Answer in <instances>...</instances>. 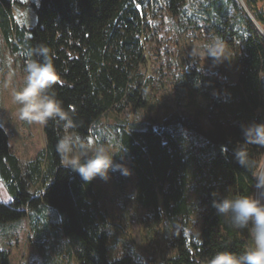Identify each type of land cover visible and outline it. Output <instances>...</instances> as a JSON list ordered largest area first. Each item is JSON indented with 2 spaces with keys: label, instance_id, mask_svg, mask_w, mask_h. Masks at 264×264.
I'll return each mask as SVG.
<instances>
[{
  "label": "trees",
  "instance_id": "1",
  "mask_svg": "<svg viewBox=\"0 0 264 264\" xmlns=\"http://www.w3.org/2000/svg\"><path fill=\"white\" fill-rule=\"evenodd\" d=\"M243 3L264 32V0ZM11 5L0 0L2 37L11 53L26 58L37 45L49 50L62 85L52 92L75 125L68 134L79 141L95 133L109 111H146L163 84L181 96L164 118L148 119L142 129L118 125L114 130L115 141L130 156L136 203L151 220L181 228L174 253L161 262L110 257L109 228L94 200L95 179L85 184L61 167L55 145L65 132L53 121L43 126L45 150L24 168L0 125V182L11 199L9 205L0 203V228L28 218L38 243L51 232L44 214L51 208L77 264H208L218 252L248 250V230L233 228L212 207L224 198L254 196V175L264 156V148L243 145L242 139L243 127L264 124V40L240 2L40 0L36 25L29 30L16 26ZM164 18L181 33L202 29L222 41L225 60L214 62L205 52V62L183 61L179 68L159 59L156 78H145L139 72L143 38L150 31L158 36L156 26ZM238 147L252 167L237 164ZM42 180L46 187L33 197L30 188ZM190 217L197 219V234H185ZM0 264H10L1 248Z\"/></svg>",
  "mask_w": 264,
  "mask_h": 264
},
{
  "label": "rangeland",
  "instance_id": "2",
  "mask_svg": "<svg viewBox=\"0 0 264 264\" xmlns=\"http://www.w3.org/2000/svg\"><path fill=\"white\" fill-rule=\"evenodd\" d=\"M10 1L16 26L32 29L37 22L36 8L40 0ZM156 29L159 32L158 36L150 31L143 38L145 59L139 72L145 78H156L159 59L163 62L167 58L171 64L177 62L179 68L183 61L191 64L205 62L204 45L212 41V37L206 31L201 29L181 33L165 18L159 20ZM27 59L21 52L11 53L0 32V125L7 134L9 148L23 168L46 148L43 126L28 125L19 121L18 106L11 98L12 91L19 90L24 85ZM179 68L172 65L173 71H178ZM163 86L165 88L153 92V101L146 111L133 108L122 114L109 111L96 123L95 133L82 143L85 150L89 146L104 147L109 155L113 156V163H119L129 173L125 177L120 172L109 171L107 182L95 179L94 200L98 212L109 228L112 258L127 255L135 261L150 260L152 263H158L174 253L173 242L181 226L172 227L165 219L151 220L136 203V177L130 169V156L114 139V130L118 125L142 129L148 119L164 118L174 106L176 107L177 98L181 96L174 95L172 87H167L166 84ZM190 106L192 105L186 107ZM82 145L78 144L74 151V156L78 159H84L88 154L85 150H80ZM47 183L48 181L42 180L30 188L33 197L41 193ZM0 203L5 205L11 203L1 182ZM44 214L52 229L47 237L38 243L35 241L28 218L5 224L0 228V248L9 253L10 264H77L66 237L59 230L56 212L49 208ZM40 225H43V219ZM198 230L196 217H190L186 222L185 234H197Z\"/></svg>",
  "mask_w": 264,
  "mask_h": 264
},
{
  "label": "clouds",
  "instance_id": "3",
  "mask_svg": "<svg viewBox=\"0 0 264 264\" xmlns=\"http://www.w3.org/2000/svg\"><path fill=\"white\" fill-rule=\"evenodd\" d=\"M204 50L207 58L214 62L225 60V45L218 39L205 44ZM25 73L23 87L11 93L12 102L18 106L17 118L28 125L46 126L49 121H53L58 127L62 126L65 135L59 137L55 145L61 167L70 169L85 184L96 178L107 182L109 171L120 172L127 177V169L114 164L113 156L102 146H89L86 150L81 148L88 153L83 162L74 156L77 145L83 142L68 134L75 125L52 92L55 86L62 85L49 50L44 45H37L30 50ZM242 139L243 145L264 148V124L243 127ZM221 151L224 153L227 149L222 148ZM234 157L240 167H252L241 147L234 150ZM254 180L255 196L224 198L212 204L217 215L225 217L233 228L248 230L252 246L241 255L228 251L218 252L208 264H264V171L257 172Z\"/></svg>",
  "mask_w": 264,
  "mask_h": 264
},
{
  "label": "water",
  "instance_id": "4",
  "mask_svg": "<svg viewBox=\"0 0 264 264\" xmlns=\"http://www.w3.org/2000/svg\"><path fill=\"white\" fill-rule=\"evenodd\" d=\"M238 1L240 2L242 8L244 9V11L246 12V14H247L248 17L250 18V20H251V22H252V24H253V26H254V28H255L257 34H258L257 29H258V27H260V26L257 24V22L254 20V18H253V17L250 15V13L248 12L247 8L245 7V5H244V3H243V0H238ZM260 28H261V27H260ZM258 35H259V34H258ZM259 36H260V35H259ZM263 40H264V39H263Z\"/></svg>",
  "mask_w": 264,
  "mask_h": 264
},
{
  "label": "bare ground",
  "instance_id": "5",
  "mask_svg": "<svg viewBox=\"0 0 264 264\" xmlns=\"http://www.w3.org/2000/svg\"><path fill=\"white\" fill-rule=\"evenodd\" d=\"M257 31H258V34L260 35V37H262L264 39V32H263V30L260 27H258ZM260 171H264V157H263L262 162H261V165H260V167L258 169V172H260ZM255 195H256V189H255Z\"/></svg>",
  "mask_w": 264,
  "mask_h": 264
}]
</instances>
